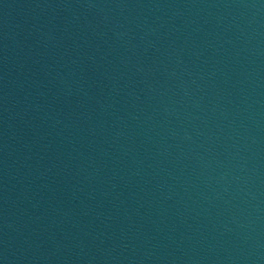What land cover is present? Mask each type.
Returning a JSON list of instances; mask_svg holds the SVG:
<instances>
[{"label": "water", "instance_id": "water-1", "mask_svg": "<svg viewBox=\"0 0 264 264\" xmlns=\"http://www.w3.org/2000/svg\"><path fill=\"white\" fill-rule=\"evenodd\" d=\"M242 113L264 249V0H233Z\"/></svg>", "mask_w": 264, "mask_h": 264}]
</instances>
